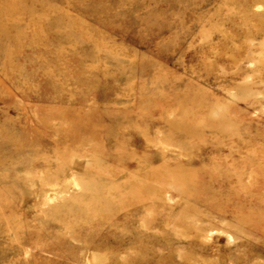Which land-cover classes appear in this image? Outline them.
Returning <instances> with one entry per match:
<instances>
[{
    "label": "rangeland",
    "instance_id": "374dc122",
    "mask_svg": "<svg viewBox=\"0 0 264 264\" xmlns=\"http://www.w3.org/2000/svg\"><path fill=\"white\" fill-rule=\"evenodd\" d=\"M0 264H264V0H0Z\"/></svg>",
    "mask_w": 264,
    "mask_h": 264
},
{
    "label": "bare ground",
    "instance_id": "6f19581e",
    "mask_svg": "<svg viewBox=\"0 0 264 264\" xmlns=\"http://www.w3.org/2000/svg\"><path fill=\"white\" fill-rule=\"evenodd\" d=\"M110 192L103 193V190L101 191L100 189L98 190L96 188H88L86 190V193L88 194L83 195L85 202L81 205L73 206L69 212L72 217L84 215L94 217L93 222H89L83 225V227L86 228L84 230L88 231L85 236L80 237L79 234L73 235V238H75L79 242H82L86 246L90 244L89 242H94L95 240L93 234L89 233V230L93 229L94 227L101 228L105 224L110 222L109 218L114 219L112 217L116 213L115 211H118V209H116V205H120L123 202L117 199V196H113L114 193ZM89 226H92L93 228Z\"/></svg>",
    "mask_w": 264,
    "mask_h": 264
}]
</instances>
